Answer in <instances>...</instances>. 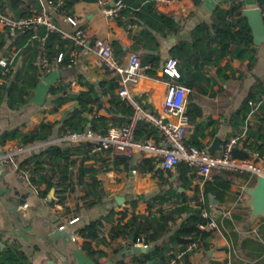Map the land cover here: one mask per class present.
<instances>
[{"label": "crops", "instance_id": "crops-1", "mask_svg": "<svg viewBox=\"0 0 264 264\" xmlns=\"http://www.w3.org/2000/svg\"><path fill=\"white\" fill-rule=\"evenodd\" d=\"M12 1L0 0V10L14 17L20 12L33 15L46 11L59 31L72 34L81 29L87 40L80 44L66 38L70 42L56 43L52 48L46 45L44 26L33 27L30 38L36 41L35 64L40 75L31 88H26L25 101L10 100V78L22 67L28 53L24 46L13 43L24 31L13 37L0 25L4 39L0 61L7 62V66L0 64V140L6 132L22 134L42 122L54 123L45 141L37 140V133L25 144L20 143L19 136L0 141L3 151L24 149L15 155L13 163L0 164V261L9 254H22L26 264H118L121 260L124 264H183L180 259L184 250L170 241V236L188 214L187 209L202 203V213L213 219L216 227L206 248L199 244L189 251V264H264V215H251L246 191L256 182L253 172L228 170V176L223 169L215 168L204 179L194 169L185 171L184 164L165 172L150 153L135 151L130 157H122L109 150L93 151L95 142H69L63 139L69 128L61 129L64 121H72L76 108L81 109L83 129L104 122L108 127L121 125L128 120L125 107L130 105L117 93V73L107 69L92 48L91 41L101 38L110 43L114 57L123 63L131 53L138 55L143 72L130 93L141 107L157 114H162L170 82L163 67L170 57L175 58L180 73L176 81L188 88L185 143L219 154L226 138L242 134L237 146L247 142L251 146L247 158L264 172V153L258 150L264 145L258 136L264 133L263 129L259 131L264 120V96L251 97L264 86V42H253L254 61L251 50H240L235 43L224 54H203L208 36H215L212 23L216 7L227 9L238 1L241 10L260 8L264 17V0H123L124 5L114 16L105 14L106 4L99 0H18L15 9L10 6ZM107 1L111 4L115 0ZM68 16L76 23H70ZM161 16L170 19L176 29ZM179 44L187 51L180 58L175 51ZM250 102L257 104L256 110ZM215 137L220 140L210 151ZM148 138L160 139L157 132ZM49 144L73 148L85 144L86 150L73 152L67 162L57 158L58 168L49 155L45 163L29 160ZM31 170L38 173L37 178L53 174L56 185L43 195L46 182L34 183ZM215 175L218 180L214 181ZM225 176L228 188H219V193L205 199V184H220ZM90 200L97 201L76 210ZM109 211L114 212L113 223L125 221L132 214H178L157 241L167 245L168 256L161 260L151 257L150 252L129 253L131 240L121 236L111 239L104 233L103 237L89 239L77 234L79 227ZM73 218L77 220L69 223ZM57 228L72 234L59 235L55 233Z\"/></svg>", "mask_w": 264, "mask_h": 264}, {"label": "trees", "instance_id": "trees-1", "mask_svg": "<svg viewBox=\"0 0 264 264\" xmlns=\"http://www.w3.org/2000/svg\"><path fill=\"white\" fill-rule=\"evenodd\" d=\"M3 1V0H1ZM18 0H13V4H10L12 8L15 9V5ZM242 4L240 2H232L230 6L227 9L216 7L214 10V21H213V31L215 33V36L211 38L208 36V43L205 46L206 52H203V54L207 57L211 56L213 53H219L224 54L229 45L232 43L237 44V47L240 48V50L249 51L251 50L252 56L251 59L254 61V44L252 40L251 35V29L246 21V18L242 15L241 10ZM37 14H26L24 12H20L18 14V17H31L35 16ZM161 19L163 22H166V24H171L174 27V24L170 23V19L165 18L164 16H161ZM176 29V27H174ZM33 32V27L30 26L26 28L23 32V34L17 36L14 38L13 43L16 45V47H22L28 54L27 59L24 61L22 67L19 70H16L13 75L11 76V82H10V88H9V98L10 100L14 98L20 99V101H25V97L27 96L25 91L27 87H32L39 78V73L37 71V66L35 64L36 56H37V46L35 44V40H32L31 34ZM43 35V32H41ZM14 37V36H13ZM29 39V40H28ZM26 46L23 45L24 41H26ZM46 45L48 47H52L59 43L60 45L63 44V42H70V39H66L62 37V33L60 31L55 32H49L45 36ZM217 40V43L213 45L212 43ZM4 45V39L3 35L0 34V50L3 48ZM176 54L180 57H183V54H186L187 51L184 49V46L182 44H179L178 47H176ZM175 54V53H174ZM50 55L53 57V52L50 53ZM67 60L66 58L64 59ZM256 89V88H255ZM52 92V90H51ZM259 94L257 96L251 95L252 98H261L264 96V86H261V88H258ZM125 110L129 113V117L132 113V107L126 106ZM81 109L76 108L72 112V121H64L62 123L61 129L64 130L66 128H69V130H76L81 131L85 127L84 120L80 117ZM128 117V119H129ZM128 121V120H127ZM101 125L90 127L96 132L104 133L108 126L104 122ZM54 123L51 122H42L39 124L37 128H35L32 131H27L25 133L19 134L17 131L13 132H6L4 133L3 137L0 141H4L6 137H20V143L25 144L29 137H31L34 133L36 134L37 140L45 141L48 139V136L50 135V132L52 130ZM260 129H263L264 132V120H261L260 122ZM110 126V125H109ZM156 130H153V128L150 127V124L144 120L138 121L134 136L137 139L143 140L147 139L150 135L156 133ZM158 134V133H157ZM258 136L264 141V133L261 135V132H259ZM160 138V136H159ZM161 138L158 140L160 141ZM188 145L195 146L199 149H202L198 145H193L186 143ZM85 144L79 146V147H70V146H59L54 144L46 145L41 149V151L37 154H32L29 157V160H34L38 162L45 163L47 160V155L50 156L49 160L50 162L58 168V165L56 164L57 158H62L65 160V162L68 161L70 155L73 152H79L80 150L83 152V150H86ZM248 150H251V146L247 144V142H244L242 147H238L237 145L234 147L232 153L233 156L236 158H247L248 157ZM256 150V149H255ZM259 151L264 153V145L263 147L258 149ZM29 160H26L29 162ZM185 165V164H184ZM185 171L190 170V167L186 165V167L183 168ZM182 169V170H183ZM192 169V168H191ZM224 170V169H223ZM60 171V169H59ZM226 175H230L231 171L224 170ZM83 173V168L80 169V174ZM29 175L31 177V180L34 183L45 181L46 182V188L43 191V195L47 192V190L51 187L56 185V183L53 181L54 175L50 176H41L37 178L38 173L35 172V170L29 171ZM226 178L221 179L220 184H216L215 182H207L205 184L204 188V197L205 199L208 198L209 194L216 195L219 193V188L222 189V191H225L228 188L229 180ZM218 177L214 176V181L218 180ZM38 179V180H37ZM161 200V199H160ZM58 201H62V198L58 199ZM97 200H90L88 202H85L79 206H76V210H79V208L82 207H89L93 205ZM149 205H151V201H148ZM199 206L196 208H188L187 212L188 214L183 218L181 223H179L173 233L170 236V241L174 243H178L180 245L181 250H184V254L181 256L182 263L183 264H189L188 262V254L189 251H187V245L191 242H198L200 246L206 248L208 245L209 240L212 237V230L213 229H201L199 227V224H205L208 219L203 216V206L202 203L198 204ZM179 213V212H178ZM113 211H109L108 213L100 216L97 219L91 220L87 223H85L83 226L79 227L76 232L80 236L94 239V238H100L103 237L104 233H107L108 236L111 239H116L118 237H124V238H130L131 237V244H136L140 239H143L145 243L148 245H151L154 247V249L149 253L151 257H158L161 260H163L166 256H168V250L166 244H157V241L164 235L165 230L168 228L169 223H173L178 216V214L175 213H167L163 214L160 212L158 216H144V215H137L132 214L128 219L123 221L122 219L118 220L116 223H113ZM124 217V215H123ZM172 257H175L174 254H170ZM177 261V259H176ZM0 264H26L22 254L14 255L9 254L7 255L6 259L1 260ZM118 264H124L123 260L120 261Z\"/></svg>", "mask_w": 264, "mask_h": 264}, {"label": "built area", "instance_id": "built-area-1", "mask_svg": "<svg viewBox=\"0 0 264 264\" xmlns=\"http://www.w3.org/2000/svg\"><path fill=\"white\" fill-rule=\"evenodd\" d=\"M104 6L105 14L114 16L124 5L123 0H115L108 4L107 0H99ZM67 20L75 24L76 21L68 16ZM0 25L8 28L10 35L14 36L23 32L26 28L37 25H43L45 35L49 32L59 31L51 16L42 11L31 17H14L0 10ZM61 32V31H60ZM65 38H71L77 43H85L87 40L86 33L77 29L74 33L61 32ZM92 48L96 53L99 61L109 70L117 73L118 95L125 100L131 107L132 113L128 121L121 125H111L104 133H99L85 128L81 131L70 130L63 135V139L69 142H95L92 145L93 151L109 150L114 154L122 157H130L135 151H145L154 155L159 166L163 171L172 170L179 164H185L195 170L202 178H208L212 169H224L234 171H251L254 174H264L249 158H236L233 156V149L238 144L242 134L231 135L223 142L221 152L213 154L205 149H199L195 146L185 143L189 116L186 109V98L188 88L178 83L176 80L180 77L178 71V62L175 58L170 57L164 64L163 72L170 78L167 84L163 102L162 114L141 107L130 93V88L139 81L143 67L136 53H131L127 62L123 63L116 59L112 53L111 45L108 41L95 38L91 41ZM2 66H7L6 60H1ZM10 73V71H7ZM252 103V102H250ZM253 104V103H252ZM254 105V104H253ZM106 107H110L106 103ZM257 104L254 105L256 110ZM144 120L151 124L158 135L160 141L152 138L137 139L134 136L135 128L138 121ZM24 149L18 148L15 152H6L0 148V164L13 163L15 155L21 153ZM203 216L208 219L205 224H199L201 229H214L216 224L206 213ZM77 218L69 220L74 222ZM59 228H62L60 226ZM140 246H148L147 243L140 239L136 243ZM199 246L198 242H191L187 245V251H191Z\"/></svg>", "mask_w": 264, "mask_h": 264}, {"label": "water", "instance_id": "water-1", "mask_svg": "<svg viewBox=\"0 0 264 264\" xmlns=\"http://www.w3.org/2000/svg\"><path fill=\"white\" fill-rule=\"evenodd\" d=\"M242 15L247 19V23L251 29L252 40L255 44L264 42V17L260 8H246L242 10ZM220 138L215 137L209 150L212 151L218 144ZM247 193L250 196L248 205L251 207V215L254 218L264 215V174L256 176L254 186L247 188ZM55 233L63 236H70L72 232L66 230H59L57 228ZM131 240V237L129 238ZM154 249L153 246L131 245L128 250L129 253H149Z\"/></svg>", "mask_w": 264, "mask_h": 264}]
</instances>
